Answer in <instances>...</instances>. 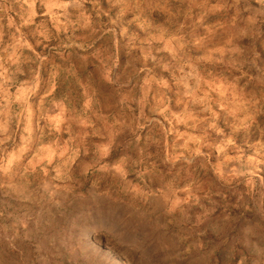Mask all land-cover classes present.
Segmentation results:
<instances>
[{"label":"rangeland","instance_id":"374dc122","mask_svg":"<svg viewBox=\"0 0 264 264\" xmlns=\"http://www.w3.org/2000/svg\"><path fill=\"white\" fill-rule=\"evenodd\" d=\"M45 20L59 39L33 35ZM109 27L114 39L107 29L65 31L58 10L42 9L40 0H0V31L10 43L13 35L20 42V72L7 86L0 77V174L13 177L8 186L0 180V247L4 236L19 241L26 232L30 264H239L245 255L259 264L264 165L239 171L222 188L198 192L184 184L178 190L171 177L187 155L190 130L176 89L164 95L173 83L170 72L153 65L161 58L175 63L172 55L184 44L169 38V51L121 48L109 59L121 38L119 26ZM25 42L31 47H21ZM256 50L264 59V51ZM0 55L7 54L0 49ZM198 79L194 70L189 87ZM215 87L226 85L219 81ZM70 117L73 131H100L84 138L98 154L74 150L76 141L69 143L66 130ZM125 155L142 163L130 170ZM104 207L133 215L135 249L97 227ZM240 224L248 231L241 232Z\"/></svg>","mask_w":264,"mask_h":264},{"label":"clouds","instance_id":"9594fccd","mask_svg":"<svg viewBox=\"0 0 264 264\" xmlns=\"http://www.w3.org/2000/svg\"><path fill=\"white\" fill-rule=\"evenodd\" d=\"M106 4L104 7V0H57L56 3L40 0L42 9L58 10L65 31L76 27H87L92 32L107 29L114 39L116 34L109 26H119L121 38L115 40L116 50L109 59L117 56L121 48L129 52L139 49L159 53L169 51V38L183 42L184 48L172 55L175 63H165L161 58L153 65L155 69L170 72L173 83L164 95L176 89L178 103L184 106L182 122L190 130L185 133L190 142L187 155L171 177L177 189L185 190L184 184L198 192L222 188L232 184L239 171L264 165V59L256 50L259 46L264 51V0H106ZM49 14L45 12L44 16ZM46 24L45 20L38 25L33 35L59 39V33ZM6 36V32L0 31V49L7 54L6 58L0 55V69H3L0 77L5 86L20 72V59L16 54L20 42L13 35L11 40L15 43H10ZM21 47L31 46L25 42ZM226 53L231 54L227 60ZM143 59L146 61L148 56ZM13 65L17 67L9 72ZM194 70L199 71V79L191 81L189 87L188 80ZM219 81L226 85L220 91L215 87ZM38 84L37 73L33 87ZM157 94H160L159 89ZM70 120L72 123L66 130L70 135L69 143L76 141L74 150H82L84 156L90 151L98 154V147L85 142L84 138L99 135L100 131H73L75 118L70 117ZM122 162L130 170L142 163L127 155ZM88 170L89 166H85L81 175H87ZM11 179L7 171L0 174L5 186ZM95 223L130 249L137 247V225L132 214L115 213L104 207L98 210ZM239 227L241 232L248 231L245 224ZM24 228H27L26 223ZM19 232L17 229V235ZM26 240H29L26 232L19 241L15 236L3 237L0 247L3 264H30L25 257L27 246L23 242ZM38 250L39 245H36ZM259 253V264H264V247L259 246ZM239 264L256 262L245 255Z\"/></svg>","mask_w":264,"mask_h":264}]
</instances>
